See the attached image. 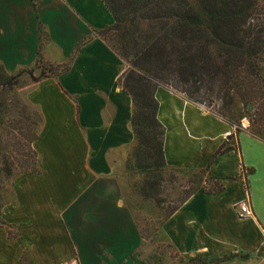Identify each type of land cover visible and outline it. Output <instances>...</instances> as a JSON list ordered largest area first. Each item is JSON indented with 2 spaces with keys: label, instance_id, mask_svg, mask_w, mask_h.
Segmentation results:
<instances>
[{
  "label": "crops",
  "instance_id": "0c3cea01",
  "mask_svg": "<svg viewBox=\"0 0 264 264\" xmlns=\"http://www.w3.org/2000/svg\"><path fill=\"white\" fill-rule=\"evenodd\" d=\"M113 21L102 0H0L8 73L34 63L41 31L44 57L69 63L28 92L43 115L36 172L16 176L0 210V264H264V140L164 86L155 96L166 163L208 167L223 189L195 190L153 238L140 234L120 178L134 142L118 82L126 63L97 34Z\"/></svg>",
  "mask_w": 264,
  "mask_h": 264
},
{
  "label": "trees",
  "instance_id": "16d2710c",
  "mask_svg": "<svg viewBox=\"0 0 264 264\" xmlns=\"http://www.w3.org/2000/svg\"><path fill=\"white\" fill-rule=\"evenodd\" d=\"M102 1L114 21L97 34L126 63L118 82L130 95L133 106L134 142L125 161L127 172L136 169L147 180L163 175L170 167L164 157L165 127L157 117L155 91L158 86L167 87L207 109L219 102L218 110H210L236 125V131L240 121L228 113L233 112L237 103L244 112L252 110L263 122L264 0ZM45 38L41 31L38 55L31 66L8 73L0 61V210L6 200L7 181L23 172H36L35 150L34 169L27 171L23 169L25 165H15L9 149L17 139L15 128H22L24 121L28 127L36 124L25 112V106L18 108L13 93L28 84L22 75L27 74L35 85L45 77L65 71L69 65L44 57L41 46ZM250 133L264 140L259 131ZM198 173H207L212 179L213 186L208 192L223 189L208 167L198 169ZM139 190L142 196H150L145 186ZM195 190L169 210L160 224ZM137 226L145 238H153L158 229L146 234Z\"/></svg>",
  "mask_w": 264,
  "mask_h": 264
},
{
  "label": "rangeland",
  "instance_id": "374dc122",
  "mask_svg": "<svg viewBox=\"0 0 264 264\" xmlns=\"http://www.w3.org/2000/svg\"><path fill=\"white\" fill-rule=\"evenodd\" d=\"M38 71L35 72V75ZM261 74L264 78V65L261 68ZM22 80L27 85L19 88L13 93V101L16 102L18 108H24L25 112L36 120V124L28 127L22 123V128H15V139L10 146V151L15 158V165H25L24 170L34 169L35 165V152L32 146V138L36 136L43 123V115L39 107L32 103L28 98V92L34 85L27 74L22 75ZM219 102H214L209 106L211 110H218ZM205 107V106H204ZM206 108V107H205ZM207 109V108H206ZM210 110V111H211ZM212 112V111H211ZM252 110L244 112L242 106L238 103L234 106L233 112L228 113L229 117L235 118L240 121L239 127L247 130L248 132L259 131L264 135V119H258ZM38 115V119L37 116ZM9 117V116H8ZM29 121V120H28ZM27 121V122H28ZM21 123L19 124V126ZM23 131V132H21ZM22 133V134H21ZM24 133V134H23ZM20 167H17L19 169ZM19 175V174H18ZM17 176V175H16ZM15 177L9 179L5 191L6 200L3 204H7L15 199ZM123 183L125 198L129 204L132 215L134 216L137 224L142 228L143 232L153 233L160 221L165 217L166 213L174 206L178 205L180 201L192 189H212V179L209 178L207 173H198V169L187 167H168L167 172L161 176H153L144 180V174L138 170L127 172L124 166V172L120 174ZM149 183V184H147ZM145 186L149 197L140 194V187ZM170 248L166 246L161 247L162 253L173 254ZM187 264H201V260L193 255H187L186 258L181 257Z\"/></svg>",
  "mask_w": 264,
  "mask_h": 264
},
{
  "label": "built area",
  "instance_id": "2783aa9c",
  "mask_svg": "<svg viewBox=\"0 0 264 264\" xmlns=\"http://www.w3.org/2000/svg\"><path fill=\"white\" fill-rule=\"evenodd\" d=\"M250 208L246 202H240L238 203V210L237 214L239 217H245L250 214Z\"/></svg>",
  "mask_w": 264,
  "mask_h": 264
}]
</instances>
